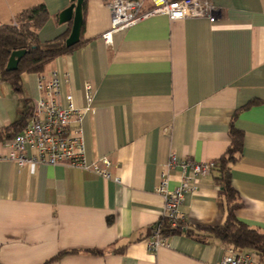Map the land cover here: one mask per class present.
<instances>
[{"label":"crops","instance_id":"obj_1","mask_svg":"<svg viewBox=\"0 0 264 264\" xmlns=\"http://www.w3.org/2000/svg\"><path fill=\"white\" fill-rule=\"evenodd\" d=\"M109 1L85 0V44L42 75L58 76L60 102L71 94L83 104V85H91L92 110L81 122L85 158H107L118 181L0 159V264H218L228 248L212 238L200 243L174 234L156 254L147 250L163 210L158 175L171 154L216 162L229 146L235 111L250 102L234 122L243 149L231 165V183L241 203L235 217L264 232V0H208L217 11L214 23L154 16L105 45ZM38 4L49 16L37 32L40 42L70 32L72 24H60L58 15L71 0H0V25ZM37 77L23 74L19 91L0 80V131L32 113ZM179 175L171 172L170 188ZM221 196L213 172L200 177L180 207L185 226L223 224ZM71 251L77 253L55 259Z\"/></svg>","mask_w":264,"mask_h":264},{"label":"built area","instance_id":"obj_2","mask_svg":"<svg viewBox=\"0 0 264 264\" xmlns=\"http://www.w3.org/2000/svg\"><path fill=\"white\" fill-rule=\"evenodd\" d=\"M110 0V27L101 35L105 45L114 33L135 26L142 20L154 16H165L169 20L192 18L207 19L214 23L216 9L208 0ZM39 97L23 130L13 139L1 142L5 155L0 159L9 160L18 166H66L81 171H91L104 180L118 181L110 172L111 163L107 158L89 163L85 158L81 122L91 112L93 98L89 83L83 85L84 103L78 105L71 94H66L60 102L61 81L56 74L50 78L37 75ZM214 163H195L179 160L174 154L158 175L156 193L163 200V210L159 223L152 228L146 240L147 250L156 254L160 248L167 247L170 231L184 228L180 207L185 196L196 189L200 177L209 175ZM179 170V181L169 187L170 174ZM165 224V227L161 223ZM218 264H262L253 252L238 254L228 249Z\"/></svg>","mask_w":264,"mask_h":264},{"label":"trees","instance_id":"obj_3","mask_svg":"<svg viewBox=\"0 0 264 264\" xmlns=\"http://www.w3.org/2000/svg\"><path fill=\"white\" fill-rule=\"evenodd\" d=\"M85 10L86 3L84 1L80 41L71 48L65 47V40L70 32L52 41L44 43L39 41L37 32L49 17L44 4L24 9L15 15L11 24L0 25V80L7 82L14 90L19 91L23 74L40 75L56 58L70 54L75 49L83 46L85 44L82 41ZM70 24L72 23L70 22ZM14 51H24L25 54L20 59L15 71H6L9 57ZM254 103L250 102L235 111L229 129V146L225 153L216 162H213L215 167L212 172L215 175V183L222 192L221 197L226 206L225 221L219 226L201 229L189 228L184 224L183 229L170 231L169 236L183 234L200 243H205L206 238H212L238 254L253 252L259 256L260 260H264V232L248 227L235 217V212L241 208V203L232 187L230 171L231 165L241 158L243 149V133L234 127V122L241 110L250 107ZM30 116L31 113L29 112L17 122L1 130L0 142L11 140L19 134L27 124ZM161 225L165 227L163 222ZM76 253L77 251L61 252L55 259ZM88 253L101 254L98 251H88Z\"/></svg>","mask_w":264,"mask_h":264},{"label":"water","instance_id":"obj_4","mask_svg":"<svg viewBox=\"0 0 264 264\" xmlns=\"http://www.w3.org/2000/svg\"><path fill=\"white\" fill-rule=\"evenodd\" d=\"M84 1L85 0H71L69 7L58 15V21L60 24L68 22L72 23L70 33L65 40L66 48L74 47L80 41L82 26V5ZM24 54V51L12 52L6 65V71H15L20 59L24 56Z\"/></svg>","mask_w":264,"mask_h":264}]
</instances>
